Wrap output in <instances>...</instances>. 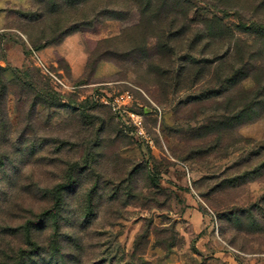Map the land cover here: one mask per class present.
Returning a JSON list of instances; mask_svg holds the SVG:
<instances>
[{
  "label": "rangeland",
  "instance_id": "obj_1",
  "mask_svg": "<svg viewBox=\"0 0 264 264\" xmlns=\"http://www.w3.org/2000/svg\"><path fill=\"white\" fill-rule=\"evenodd\" d=\"M48 1L0 0V264H264L263 0Z\"/></svg>",
  "mask_w": 264,
  "mask_h": 264
},
{
  "label": "trees",
  "instance_id": "obj_2",
  "mask_svg": "<svg viewBox=\"0 0 264 264\" xmlns=\"http://www.w3.org/2000/svg\"><path fill=\"white\" fill-rule=\"evenodd\" d=\"M147 1L148 2L146 3L148 5L150 0H147ZM162 2L165 5L167 3V0H161V3ZM178 2L179 0H173V2L170 4L174 5L175 3H178ZM263 3H264V0H263ZM48 4L52 6L49 9L50 11L51 10L55 11L58 9V4L56 0H49ZM218 24L220 25V23ZM241 25H247V24L241 23ZM69 31L70 30L64 31L63 35ZM1 125L3 127L2 123ZM21 157H24V155H22ZM20 158L19 157L16 158L15 156L0 153V177L1 178L5 177L6 179L11 180V177H10L11 175L7 172L8 170L6 171V166L10 165L12 168H14L16 159L20 160ZM67 187H68V184L59 183L53 188L43 190L44 197H50V199L52 198L53 205H56V210L52 208L50 211L43 212L42 214L37 216L38 219H34V220L27 219L24 222V224L21 225L20 228L17 229V231L20 229L24 232L26 236L29 237L32 235V232L34 229H38V230L43 229L45 226L49 225L48 222L50 221V224L53 228V235L55 236V238L52 237V240L54 239V242L58 243V238L60 235L59 229L61 227V219H62L60 216V211H62L64 209L63 207H65L67 204V202L65 201L66 194H67ZM82 214L84 215L85 213L83 212ZM85 218L86 217H84V221H87L88 217L86 219ZM1 228L2 227H0V229ZM1 230H5V229L2 228ZM50 246H51L50 250H52L53 254L51 256H47V258H45L42 263H38V264H64L63 259L61 258L60 245L59 244L54 245L52 242L50 243Z\"/></svg>",
  "mask_w": 264,
  "mask_h": 264
},
{
  "label": "built area",
  "instance_id": "obj_3",
  "mask_svg": "<svg viewBox=\"0 0 264 264\" xmlns=\"http://www.w3.org/2000/svg\"><path fill=\"white\" fill-rule=\"evenodd\" d=\"M42 66H43V64H42ZM131 100H132L131 94L128 91H126V92L116 96L114 98L113 102H111L110 104L112 105L113 110H117V109L119 110L121 104L125 105L128 102H130ZM134 124H135V127H136L138 133L140 135H143V123H142V119L140 116H137V118L134 121ZM184 170L186 171V176H187L188 180H190L188 170L185 168H184Z\"/></svg>",
  "mask_w": 264,
  "mask_h": 264
},
{
  "label": "crops",
  "instance_id": "obj_4",
  "mask_svg": "<svg viewBox=\"0 0 264 264\" xmlns=\"http://www.w3.org/2000/svg\"><path fill=\"white\" fill-rule=\"evenodd\" d=\"M71 66H72L73 72H76V73H78V72H79V70H78V69H76V67L73 65V63H71Z\"/></svg>",
  "mask_w": 264,
  "mask_h": 264
}]
</instances>
